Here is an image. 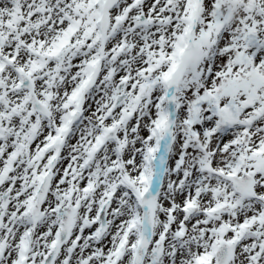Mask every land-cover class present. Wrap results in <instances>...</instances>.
I'll list each match as a JSON object with an SVG mask.
<instances>
[{
  "label": "snow or ice",
  "instance_id": "snow-or-ice-1",
  "mask_svg": "<svg viewBox=\"0 0 264 264\" xmlns=\"http://www.w3.org/2000/svg\"><path fill=\"white\" fill-rule=\"evenodd\" d=\"M0 264H264V0H0Z\"/></svg>",
  "mask_w": 264,
  "mask_h": 264
}]
</instances>
